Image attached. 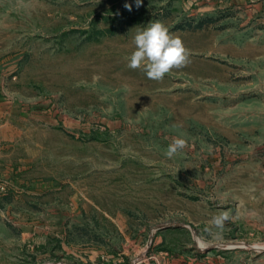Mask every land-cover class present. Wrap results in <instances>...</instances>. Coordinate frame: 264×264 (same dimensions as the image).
Returning <instances> with one entry per match:
<instances>
[{"label":"rangeland","instance_id":"obj_1","mask_svg":"<svg viewBox=\"0 0 264 264\" xmlns=\"http://www.w3.org/2000/svg\"><path fill=\"white\" fill-rule=\"evenodd\" d=\"M199 1L0 0V264H264V0ZM157 21L161 81L126 59Z\"/></svg>","mask_w":264,"mask_h":264},{"label":"clouds","instance_id":"obj_2","mask_svg":"<svg viewBox=\"0 0 264 264\" xmlns=\"http://www.w3.org/2000/svg\"><path fill=\"white\" fill-rule=\"evenodd\" d=\"M135 3L139 8L142 0H135ZM124 7L129 11L132 10L130 4L126 3ZM133 42L135 50L126 58L128 67L143 70L150 80L161 81L173 69H180L189 63L190 53L182 40L170 33L169 29L159 21L151 22L147 27L137 30ZM187 146L185 139L173 137L165 155L171 159ZM232 220L233 216L229 211H221L211 218V227L206 231L210 235L211 228L222 232L225 225Z\"/></svg>","mask_w":264,"mask_h":264},{"label":"crops","instance_id":"obj_3","mask_svg":"<svg viewBox=\"0 0 264 264\" xmlns=\"http://www.w3.org/2000/svg\"><path fill=\"white\" fill-rule=\"evenodd\" d=\"M246 0H201L199 2H197V5L200 9H203L205 11H216V10H223V9H227V7L231 4H237V3H245ZM257 4H260V3H257ZM4 137L0 135V142L2 141ZM1 165V163H0ZM8 169H10L11 171H9L10 173L12 172V169L8 167ZM3 171L1 170L0 171V176L4 177V175L6 174H2ZM10 174L8 173L7 176H9ZM12 176L11 179H10V185H8V190L9 192H11V190H14L16 192H18V194H16L15 196H6L7 199V202H4V200L2 198H0V204L1 205H13V203L16 202V200L18 201H21L23 200V196H24V189H22L21 187H18V188H14L16 187L14 183H17L18 180L16 179V177H14L13 175H10ZM11 189V190H10ZM17 189V190H16ZM51 191V188H49V186L47 185H42V184H36V186L33 188V191L30 192L33 196V204L34 205H38V202L42 200V198L44 196H47V194ZM6 194H9L8 191Z\"/></svg>","mask_w":264,"mask_h":264},{"label":"trees","instance_id":"obj_4","mask_svg":"<svg viewBox=\"0 0 264 264\" xmlns=\"http://www.w3.org/2000/svg\"><path fill=\"white\" fill-rule=\"evenodd\" d=\"M209 21L208 18H202V20H199L198 23H196L195 25H191V22H189L187 25L189 27H195V28H199L202 27L205 23H207Z\"/></svg>","mask_w":264,"mask_h":264},{"label":"built area","instance_id":"obj_5","mask_svg":"<svg viewBox=\"0 0 264 264\" xmlns=\"http://www.w3.org/2000/svg\"><path fill=\"white\" fill-rule=\"evenodd\" d=\"M1 188H3V189H4V186H1Z\"/></svg>","mask_w":264,"mask_h":264}]
</instances>
